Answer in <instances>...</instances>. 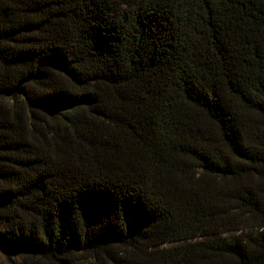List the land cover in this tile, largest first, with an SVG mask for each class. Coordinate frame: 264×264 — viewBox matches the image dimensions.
Wrapping results in <instances>:
<instances>
[{
    "label": "trees",
    "instance_id": "16d2710c",
    "mask_svg": "<svg viewBox=\"0 0 264 264\" xmlns=\"http://www.w3.org/2000/svg\"><path fill=\"white\" fill-rule=\"evenodd\" d=\"M264 264V0H0V264Z\"/></svg>",
    "mask_w": 264,
    "mask_h": 264
},
{
    "label": "rangeland",
    "instance_id": "374dc122",
    "mask_svg": "<svg viewBox=\"0 0 264 264\" xmlns=\"http://www.w3.org/2000/svg\"><path fill=\"white\" fill-rule=\"evenodd\" d=\"M5 264H42V261H38L36 259H32L27 256H15L12 259L2 258Z\"/></svg>",
    "mask_w": 264,
    "mask_h": 264
}]
</instances>
